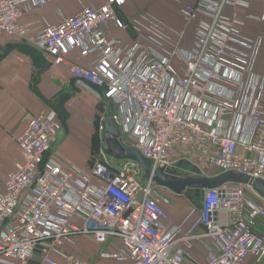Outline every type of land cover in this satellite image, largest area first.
<instances>
[{
  "label": "built area",
  "instance_id": "1",
  "mask_svg": "<svg viewBox=\"0 0 264 264\" xmlns=\"http://www.w3.org/2000/svg\"><path fill=\"white\" fill-rule=\"evenodd\" d=\"M43 1L0 0V38L47 54L52 70L69 64L114 108L131 103L133 113L120 120L115 111V118L154 169L170 173L188 161L203 176L217 169L229 179L205 188L189 228L172 224L165 186L143 179L136 161L113 168L97 160L86 172L52 160L62 122L55 109L42 110L17 137L24 160L0 189V264H91L67 250L81 236L107 246L101 258L125 264H190L197 242L206 251L199 264L262 262L264 197L249 182L264 180V69L257 70L264 37L243 27L264 14L229 12L244 0L187 3L185 24L197 22L188 46L183 31L149 13L124 19L125 0L86 5L35 30L23 26L20 18ZM112 26L130 30L133 43L114 36ZM74 50L93 56L91 66L72 63Z\"/></svg>",
  "mask_w": 264,
  "mask_h": 264
},
{
  "label": "crops",
  "instance_id": "2",
  "mask_svg": "<svg viewBox=\"0 0 264 264\" xmlns=\"http://www.w3.org/2000/svg\"><path fill=\"white\" fill-rule=\"evenodd\" d=\"M196 0H125L120 12L125 19H131L142 13H149L166 26L183 31L185 45L190 46L197 22L186 25L181 10L187 3ZM248 5L229 8L240 15L264 14V0H244ZM106 0H44L40 5L25 13L20 23L35 30L44 23L58 24L64 17L78 13L83 6H101ZM114 36L125 43L132 44L130 30L112 26ZM244 32L249 36L264 37V21L247 19ZM93 56L83 57L79 50H74L69 60L72 63L89 67ZM51 58L32 46L11 37L0 38V189L7 174L23 162V154L17 144V137L31 119L40 111L53 108L51 102L59 101L62 113V129L53 148L51 159L61 165H72L89 172L97 160L108 162L113 168H119L125 160H116L103 149L102 121L112 109L110 100L101 97L99 88L89 87L73 76L69 64H62L52 70ZM264 69V43L260 50L257 70ZM54 109V108H53ZM116 114L122 120L124 113H133L131 103L115 106ZM124 142L131 146L126 133L122 132ZM109 151L119 153V147L112 139L107 141ZM190 168V169H189ZM170 174L176 177L197 176L200 178H224V173L212 169L208 176H203L199 169L188 161H179L172 165ZM96 183H101L96 180ZM164 198L163 206L170 213V222H185L189 228L201 215L205 188L187 187L183 191L160 188ZM203 233V228L200 229ZM209 243L211 241L207 239ZM106 245L96 243L91 237L81 236L69 243L67 250L87 260L91 264H125L116 260L100 257ZM190 264L205 261L206 251L200 243L188 257ZM252 262L249 258L244 264Z\"/></svg>",
  "mask_w": 264,
  "mask_h": 264
},
{
  "label": "water",
  "instance_id": "3",
  "mask_svg": "<svg viewBox=\"0 0 264 264\" xmlns=\"http://www.w3.org/2000/svg\"><path fill=\"white\" fill-rule=\"evenodd\" d=\"M115 108L112 105L111 111L103 119V149L104 151L116 160H134L141 167V173L143 179L152 178L158 184L165 186L170 189H175L183 191L187 187H199L201 189L215 187L223 183L225 180L229 179L227 175L224 174V178H200L197 176H186V177H176L172 174L165 172L162 169H154L151 166L149 159L141 155L138 149L132 146H128L123 138L121 126L115 118ZM108 139H112L116 142L119 147V153L110 152L107 144ZM235 179H239L236 177ZM249 185L256 191L259 195L264 197V180L259 178H254L250 180ZM142 199V194L138 197V200Z\"/></svg>",
  "mask_w": 264,
  "mask_h": 264
},
{
  "label": "trees",
  "instance_id": "4",
  "mask_svg": "<svg viewBox=\"0 0 264 264\" xmlns=\"http://www.w3.org/2000/svg\"><path fill=\"white\" fill-rule=\"evenodd\" d=\"M58 102L59 101H54V102L50 101V103L53 106V108L59 113V116L62 117V113H61L60 108H59L60 105H59Z\"/></svg>",
  "mask_w": 264,
  "mask_h": 264
},
{
  "label": "rangeland",
  "instance_id": "5",
  "mask_svg": "<svg viewBox=\"0 0 264 264\" xmlns=\"http://www.w3.org/2000/svg\"><path fill=\"white\" fill-rule=\"evenodd\" d=\"M189 169H190V168H189ZM188 176H190V175H188ZM248 264H264V260H263L262 262H260V263L254 262V261L252 260V262H249Z\"/></svg>",
  "mask_w": 264,
  "mask_h": 264
}]
</instances>
